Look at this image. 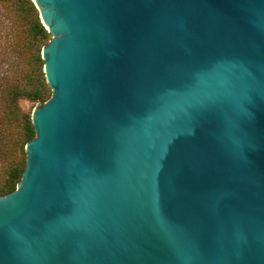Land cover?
Returning a JSON list of instances; mask_svg holds the SVG:
<instances>
[{
  "label": "water",
  "instance_id": "water-1",
  "mask_svg": "<svg viewBox=\"0 0 264 264\" xmlns=\"http://www.w3.org/2000/svg\"><path fill=\"white\" fill-rule=\"evenodd\" d=\"M51 95L0 264H264V0H32Z\"/></svg>",
  "mask_w": 264,
  "mask_h": 264
},
{
  "label": "trees",
  "instance_id": "trees-1",
  "mask_svg": "<svg viewBox=\"0 0 264 264\" xmlns=\"http://www.w3.org/2000/svg\"><path fill=\"white\" fill-rule=\"evenodd\" d=\"M6 1L12 3L16 24L20 23L24 27L22 31L25 40L19 42L16 32L11 34L14 40L13 50L18 59L17 75L10 82L0 81V197L16 189L25 167V145L35 136L31 113L22 111L18 99L25 98L32 104L41 105L47 102L51 95L44 78L41 59V50L50 40V35L41 24L32 0ZM24 55L28 59L25 63L22 61ZM10 129L16 134H10L11 139L7 144V131ZM7 152L10 155L8 162Z\"/></svg>",
  "mask_w": 264,
  "mask_h": 264
},
{
  "label": "rangeland",
  "instance_id": "rangeland-1",
  "mask_svg": "<svg viewBox=\"0 0 264 264\" xmlns=\"http://www.w3.org/2000/svg\"><path fill=\"white\" fill-rule=\"evenodd\" d=\"M12 3H7L6 0H0V81L7 80L10 82L17 75V55L14 52V40L11 37L13 32H16L19 42H24L25 35L22 30L24 27L14 20ZM51 38V37H50ZM21 49V48H20ZM26 55L22 57L23 63L27 62ZM1 101V100H0ZM18 105L24 113H31L34 107L40 104H32L25 98L18 99ZM1 108V104H0ZM15 133L11 129L7 131V144L10 142V134ZM9 148V146H7ZM10 150V149H9ZM8 151V150H7ZM10 158L7 152V162ZM2 166V165H1ZM0 166V178L1 174Z\"/></svg>",
  "mask_w": 264,
  "mask_h": 264
}]
</instances>
